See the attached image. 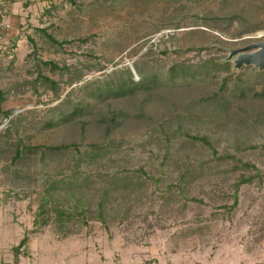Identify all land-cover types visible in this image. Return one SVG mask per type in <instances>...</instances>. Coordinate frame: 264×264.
<instances>
[{
    "label": "rangeland",
    "instance_id": "1",
    "mask_svg": "<svg viewBox=\"0 0 264 264\" xmlns=\"http://www.w3.org/2000/svg\"><path fill=\"white\" fill-rule=\"evenodd\" d=\"M6 1L0 6V264H264V98L257 96L264 71L238 69L230 55L264 41V0H19L12 7ZM227 60L230 72L220 68ZM136 65L166 75L175 65L202 71L188 83L210 102L195 100L173 119L162 115L153 128L122 131L100 159L85 158L92 142L85 133L46 128L59 103L76 102L84 85L127 68L138 81ZM39 75L60 83L57 95L35 85ZM213 99H227L233 117ZM235 117H246V124ZM19 139L24 147L74 140L79 150L45 158L29 152L18 163ZM245 163L256 170L242 169ZM250 176L232 208L236 182ZM88 178L96 183L89 191L74 185L57 197L47 191L46 181ZM113 179L128 186L109 193L103 223L83 210L97 208V195Z\"/></svg>",
    "mask_w": 264,
    "mask_h": 264
},
{
    "label": "trees",
    "instance_id": "2",
    "mask_svg": "<svg viewBox=\"0 0 264 264\" xmlns=\"http://www.w3.org/2000/svg\"><path fill=\"white\" fill-rule=\"evenodd\" d=\"M49 39L52 42H56L50 36ZM204 49L205 48H201L200 50L202 51ZM45 65H50L58 69L52 62H47ZM191 68V66L175 65L166 72V75L164 72L148 71L136 65L135 70L139 78L138 81L129 68L113 71L107 76V80L94 81L79 88V95L76 102L70 97L62 100L56 108L57 119L54 118L49 121L46 124V128L61 127L67 134L73 137L75 129L82 134L85 133L91 137L92 140L89 144L90 151L86 152L85 158L100 159L103 155H106L105 152L109 151L112 145L116 143L114 139H111L115 135L121 134L122 131L130 130L133 126L137 129L143 127H145V129L150 127L153 128L155 126L154 122L158 117H162V115L171 116L173 119L174 116H177L175 112H178L180 109L184 110V113L187 112V110L190 111L189 109L194 105L193 101L195 100H198L200 103L210 102V98L206 101L203 98L196 97L195 90L190 89L191 85H189L188 82L195 81L197 77L202 75V71L195 72ZM217 68L218 67H215V70H218ZM220 68L230 72V61L227 60L224 62L223 66ZM243 68L254 69L252 66H243L242 69ZM41 82L47 85L49 89L57 95L60 83L39 75L35 80V85L37 86ZM257 96L264 98V92ZM213 100V105L223 110L228 118L233 117V115L230 114L231 106L227 99H220L219 101ZM3 102L4 96L3 92L0 90V106ZM167 109H169L170 112L167 111ZM10 114L11 113H8L7 116H10ZM183 116L178 115L176 120L177 118H185V115ZM252 116L253 111L251 113L248 112V117ZM236 118L240 120L238 121L239 124H246V117L243 121H241L239 117H235L234 119ZM82 134L81 136H84ZM86 135L84 137H86ZM186 136L193 142H202L205 145H210L206 137L194 135ZM102 141L104 142L102 143ZM108 141H110V143L106 144ZM17 142L18 145L16 146L13 159L18 163L26 159L25 157L29 152L34 155L40 152L41 156L45 158L47 152H70L72 149L79 150L78 144L74 140L69 144L57 147H24L21 139ZM250 168L256 170L255 166L248 163L242 165V169ZM257 172L259 171L257 170ZM189 173L190 172L186 170L185 173L181 174V181L185 182ZM90 178L79 182V184H77V180L73 183H68V181L65 180L46 181L48 184L47 191L50 192L51 197H57L61 190L69 191L70 187L73 185L78 187L77 190L89 191L88 189L91 188L88 187L89 184L96 185L95 181L92 183L93 179ZM252 179L253 176H250L248 178L239 179V181L236 182L234 186V203L232 208L238 205V191L240 186L251 183ZM123 185L126 184L116 179L104 184L102 188L106 190V192H101V195H97L96 198H99L97 208L94 211L91 208L84 209L83 211H85V213L95 214L99 220L105 223L110 205L109 193L113 190H118ZM63 214L64 213L60 212L57 215L64 217ZM82 216L84 221L87 222V218L83 213ZM66 218L67 220L71 219L70 216ZM36 224L37 221H35L34 225ZM27 241L28 239L24 238L18 248L15 249L16 257L19 256V250L27 244Z\"/></svg>",
    "mask_w": 264,
    "mask_h": 264
},
{
    "label": "water",
    "instance_id": "3",
    "mask_svg": "<svg viewBox=\"0 0 264 264\" xmlns=\"http://www.w3.org/2000/svg\"><path fill=\"white\" fill-rule=\"evenodd\" d=\"M230 55L235 57L234 63L238 69L243 66H252L260 71H264V41L241 49L230 50Z\"/></svg>",
    "mask_w": 264,
    "mask_h": 264
},
{
    "label": "built area",
    "instance_id": "4",
    "mask_svg": "<svg viewBox=\"0 0 264 264\" xmlns=\"http://www.w3.org/2000/svg\"><path fill=\"white\" fill-rule=\"evenodd\" d=\"M5 2L7 3L6 0H0V6H5V5H6ZM0 16H1L0 18H2V21H1V23H0V25H1L2 22H3V20H4V15H2L1 10H0Z\"/></svg>",
    "mask_w": 264,
    "mask_h": 264
},
{
    "label": "crops",
    "instance_id": "5",
    "mask_svg": "<svg viewBox=\"0 0 264 264\" xmlns=\"http://www.w3.org/2000/svg\"><path fill=\"white\" fill-rule=\"evenodd\" d=\"M10 2L12 3V4H11V7H12V6L14 5V3H18L19 0H10ZM15 6H16V4H15ZM15 11H16V10H15ZM12 14H13V13H12ZM12 14H11V15H12Z\"/></svg>",
    "mask_w": 264,
    "mask_h": 264
},
{
    "label": "bare ground",
    "instance_id": "6",
    "mask_svg": "<svg viewBox=\"0 0 264 264\" xmlns=\"http://www.w3.org/2000/svg\"><path fill=\"white\" fill-rule=\"evenodd\" d=\"M260 37V36H259Z\"/></svg>",
    "mask_w": 264,
    "mask_h": 264
}]
</instances>
